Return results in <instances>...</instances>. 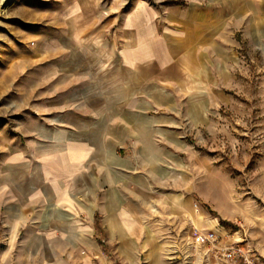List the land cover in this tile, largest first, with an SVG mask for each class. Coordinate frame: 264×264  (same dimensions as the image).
I'll return each mask as SVG.
<instances>
[{
    "label": "crops",
    "instance_id": "1",
    "mask_svg": "<svg viewBox=\"0 0 264 264\" xmlns=\"http://www.w3.org/2000/svg\"><path fill=\"white\" fill-rule=\"evenodd\" d=\"M171 1L73 23L85 39L62 66L49 62L43 106L0 168L7 251L37 264H153V216L179 195L187 137L210 123L220 92L211 70L224 20L252 0Z\"/></svg>",
    "mask_w": 264,
    "mask_h": 264
},
{
    "label": "rangeland",
    "instance_id": "2",
    "mask_svg": "<svg viewBox=\"0 0 264 264\" xmlns=\"http://www.w3.org/2000/svg\"><path fill=\"white\" fill-rule=\"evenodd\" d=\"M151 2L162 10V2ZM260 2L250 1L245 12L233 7L224 20L211 70L221 93L211 104L210 123L187 137L190 147L182 153L177 172L179 195H168L173 201L167 213L153 216L161 220L156 224L160 241L153 264H215L210 248L197 245L192 234L194 228L212 227L219 230L221 245H243L264 261V3ZM133 5L134 0H0V168L23 138L22 124L31 119L34 108L43 106L44 100L35 96L45 89L37 83L47 80L44 71L49 62L56 60L62 66L70 46L79 48L76 39H85L73 35V23L84 27L95 15L98 24L106 26L111 16L122 17ZM50 49L58 53L49 54ZM3 230L0 216V264L38 263L7 251Z\"/></svg>",
    "mask_w": 264,
    "mask_h": 264
},
{
    "label": "built area",
    "instance_id": "3",
    "mask_svg": "<svg viewBox=\"0 0 264 264\" xmlns=\"http://www.w3.org/2000/svg\"><path fill=\"white\" fill-rule=\"evenodd\" d=\"M194 242L199 246H208L209 253L215 264H264L253 251L243 245L227 246L220 244V233L216 228L192 230ZM246 242V238H241Z\"/></svg>",
    "mask_w": 264,
    "mask_h": 264
}]
</instances>
